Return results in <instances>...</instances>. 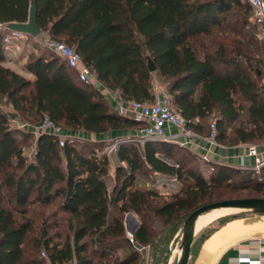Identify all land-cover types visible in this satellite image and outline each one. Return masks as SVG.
Instances as JSON below:
<instances>
[{"label": "trees", "instance_id": "obj_1", "mask_svg": "<svg viewBox=\"0 0 264 264\" xmlns=\"http://www.w3.org/2000/svg\"><path fill=\"white\" fill-rule=\"evenodd\" d=\"M35 1L43 33L76 48L111 90L152 102L157 77L194 131L210 134L215 117L216 141L264 143V26L259 38L244 0ZM30 6L31 0H0V23L28 21ZM3 37L0 30V103L22 121L37 126L47 114L64 131L117 135L145 125L120 114L46 47L49 53L27 59L34 80L7 67ZM34 138L12 127L0 105V264H146L139 246L158 264L195 209L264 197V164L210 163L174 141H125L110 188L104 141L68 138L61 146L58 136L43 132L28 157ZM199 160L211 165L209 176ZM148 171L175 177L181 189L163 195L139 186ZM128 212L140 220L135 243L127 235Z\"/></svg>", "mask_w": 264, "mask_h": 264}, {"label": "built area", "instance_id": "obj_2", "mask_svg": "<svg viewBox=\"0 0 264 264\" xmlns=\"http://www.w3.org/2000/svg\"><path fill=\"white\" fill-rule=\"evenodd\" d=\"M252 9L254 21L261 26H264V0H244ZM0 30L4 31V50L6 54H20L25 41L29 38V35L24 32L11 30L7 27V24L0 23ZM259 38H262V34H258ZM42 45L49 50L56 53L58 56L67 61L70 67L77 69L79 78L85 82H100L90 67L84 62L83 57L79 51L73 46L67 44L64 41L55 39L47 34L42 33L35 37ZM154 95L155 99L152 102L139 101L134 99H126L122 96L119 90H112L111 96L114 102L115 109L122 115H128L133 117L139 122H144L145 125L139 129L141 134L140 141L142 144L146 140H166L176 141V137L181 136V141H177L181 145H191L192 137L195 131L188 126V120L184 118L179 112L173 109L171 103V97L167 91L165 85L154 81ZM28 125V124H27ZM23 124L22 127H26ZM175 127L177 132L171 133L169 129ZM38 134L48 132L58 136L59 143L63 146L68 138H76L75 136L66 133L62 127L55 124L54 121L47 115H43V119L40 125L33 128ZM217 134L216 118L210 119V139L215 142ZM134 140L133 137H127L123 141ZM116 145L105 148V152L108 149H112ZM248 154L255 158L254 169H259L264 164V159L260 157L258 148L254 144H249ZM208 160V159H206ZM241 167H245L242 163ZM246 168V167H245ZM213 169V168H212ZM127 235L131 242L135 243L134 231L127 230ZM138 250L142 253L146 251V247L139 246ZM42 255L46 257V252L43 251Z\"/></svg>", "mask_w": 264, "mask_h": 264}, {"label": "crops", "instance_id": "obj_3", "mask_svg": "<svg viewBox=\"0 0 264 264\" xmlns=\"http://www.w3.org/2000/svg\"><path fill=\"white\" fill-rule=\"evenodd\" d=\"M27 42L28 39L25 41L23 48L20 52V54H22L24 58L16 57L15 59L12 55L7 54L4 64L7 67H10L11 69L25 75L27 78L34 80L36 78L35 74L26 69V62H27L26 47L28 46ZM155 80L156 82L160 81L157 77ZM91 84H93L98 90H100V92L107 98L111 106L114 107V102L111 96L112 90L108 88L101 81L100 82L94 81L91 82ZM23 124L29 125V122L22 121L19 116L15 119H12V126L18 128H25L22 127ZM35 126L36 125L31 124V127L27 130L33 133L36 142V139L40 134H38L33 129ZM169 131L173 133V132H177V129L175 127H171ZM65 132L79 139L84 138L95 141L113 140V136L116 135L115 133L112 132L97 134L83 130L81 131L65 130ZM195 134L196 135L192 137L193 143L191 145H188L187 147L191 149L193 152H195L201 159L203 160L208 159L206 161H209L210 163H222L232 166H241L242 163H244L246 168H254L256 164L255 158L248 154L249 144L256 145L260 153V157L264 159V143H238L234 145H226L218 141L213 142L210 139L209 134L196 132V131ZM181 139L182 137L178 136L176 137V141L174 142L178 143L179 141H181ZM109 151L110 149H108L106 153H108ZM31 153L32 151L30 147L27 148L26 155H28V157H31L30 156ZM117 162L119 163V159L117 156V149H116V152L113 155V159L111 161V165H110L111 168H114V166L116 168V166L118 165ZM122 164L126 166V162H122ZM205 166L206 167L208 166V169H211L210 164H206ZM205 166L204 168H206ZM114 174H115V170H114ZM132 214L135 216L136 220L133 219L132 216H128L127 218V214L125 217L126 230H130V231H134L136 227V222H139L140 224V220L138 216L134 213ZM222 230L223 229L219 230L218 232H216V234H214L207 240V242L209 241L215 242L216 240L220 239L222 241V243H220L221 245L218 244L219 242L217 243L215 242L216 245L217 244L218 246L220 245L219 248H217L216 250L215 248H210V245L207 243L206 246L208 245V247L203 248V252L205 253L200 254L195 264H264V234L246 233L243 236H239L235 233L234 235L226 234Z\"/></svg>", "mask_w": 264, "mask_h": 264}, {"label": "rangeland", "instance_id": "obj_4", "mask_svg": "<svg viewBox=\"0 0 264 264\" xmlns=\"http://www.w3.org/2000/svg\"><path fill=\"white\" fill-rule=\"evenodd\" d=\"M253 23L254 22L252 21V24ZM258 29H259V33L263 34L261 30L262 29L261 25H258ZM27 43H28V46L26 47L27 48L26 50L27 59L30 54L45 53V52L49 53L45 49V47L42 45V43L35 37H31L30 39H28ZM10 55H12L15 59L16 57L24 58L22 54H18V53H17V56L14 54H10ZM159 83L165 85L162 81H159ZM0 105L4 109H7L13 112V108L10 106H7L5 104V101H2ZM12 127H15V126H12ZM30 127H31V124L29 123V125H27L25 128H21V130L24 134L32 135V132L27 130ZM127 137L134 138V140H130L129 142L136 143L139 146L142 145V141H140V138H139L141 137L139 130H130L129 132L122 133V135L116 134L115 136H113V140H104V143H105V147L103 149L104 152H105L106 147L113 146V144L116 143V145H114V147L107 153L110 156L111 161L113 159V155L115 154L118 145L121 142H125L123 141V139H126ZM81 140H85V139L82 138ZM126 141L128 142V140ZM35 145H36V142L34 138L32 142V146H30V149L32 151L30 156L34 154V151L36 148ZM179 155H182V152H180ZM165 159L170 163H174V160L171 158L165 157ZM198 163H200V166L203 167V171L205 175L209 176L211 169H208V166L206 167L205 166L206 164L202 163V161ZM113 166H114V163H113ZM204 166L206 168H204ZM114 168L110 167V177H109L110 188L113 186V183L115 180L114 179L115 177ZM137 183L139 186L155 189L163 195H168V193L178 192L182 187V183L179 180H177L175 177H171L165 174L155 173L151 171H148L144 173L143 175H140L138 177ZM128 213H132V212H128ZM221 229H223L222 231H224V233L226 234L234 235L235 233L239 236H243L246 233L264 234V214L255 213V212H246L243 210L230 211L227 215L219 218L217 221H215L211 225L198 231L196 233V236H195L192 248H191V254H190V259H189L188 264H195L200 254L205 253L203 252V248L208 247V245L206 246L207 243L210 245V248H215V250L219 248V246L221 245L220 243H222L220 239L215 241L216 243L219 242L218 243L220 244L219 246L218 244L216 245L214 241L213 242L209 241L210 242L209 243L207 242V240L208 238L216 234V232H218ZM182 233H183V227L181 228V230H179L174 235L172 240L167 244L166 253L165 255L162 256V259L158 261V264H177L178 257L180 254V244H181V239H182ZM144 259L146 261V264H155V261L152 255H150V252L148 251V249L144 252Z\"/></svg>", "mask_w": 264, "mask_h": 264}, {"label": "water", "instance_id": "obj_5", "mask_svg": "<svg viewBox=\"0 0 264 264\" xmlns=\"http://www.w3.org/2000/svg\"><path fill=\"white\" fill-rule=\"evenodd\" d=\"M37 12L38 10H37L36 1L31 0L28 21L9 22L7 24V27L11 30L21 31L29 36L37 37L43 33L42 28L38 22ZM148 60H149L150 70L155 71L156 65L154 61L150 57L148 58ZM9 116L12 119H15L18 117V114L16 112H9ZM218 207H231L246 212H255V213L264 214V197H239V198L223 199V200L207 203L192 211L184 220L183 233L180 244V249L182 250V252L179 254L177 264L189 263L191 248L197 233L196 224L198 217L201 214ZM128 216H132L133 219L136 220L135 216L132 213H128L127 218ZM138 226H139V222H136L135 229Z\"/></svg>", "mask_w": 264, "mask_h": 264}, {"label": "bare ground", "instance_id": "obj_6", "mask_svg": "<svg viewBox=\"0 0 264 264\" xmlns=\"http://www.w3.org/2000/svg\"><path fill=\"white\" fill-rule=\"evenodd\" d=\"M234 210L237 209L231 207H218L201 214L197 220L196 231L198 232L202 230L203 228L217 221L219 218L227 215L230 211H234ZM181 252L182 250L180 249V253Z\"/></svg>", "mask_w": 264, "mask_h": 264}]
</instances>
